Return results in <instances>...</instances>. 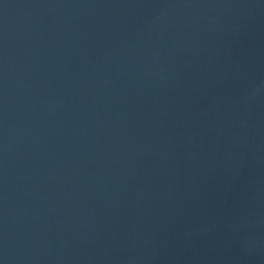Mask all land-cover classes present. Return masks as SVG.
<instances>
[{
    "label": "water",
    "instance_id": "obj_1",
    "mask_svg": "<svg viewBox=\"0 0 264 264\" xmlns=\"http://www.w3.org/2000/svg\"><path fill=\"white\" fill-rule=\"evenodd\" d=\"M0 264H264V0H0Z\"/></svg>",
    "mask_w": 264,
    "mask_h": 264
}]
</instances>
